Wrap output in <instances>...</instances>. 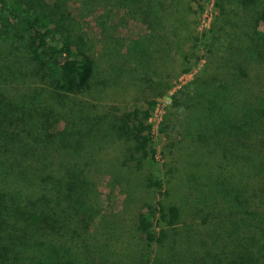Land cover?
<instances>
[{
  "label": "trees",
  "instance_id": "16d2710c",
  "mask_svg": "<svg viewBox=\"0 0 264 264\" xmlns=\"http://www.w3.org/2000/svg\"><path fill=\"white\" fill-rule=\"evenodd\" d=\"M212 5L200 32L197 0H0V264H264V0ZM69 6L95 23L89 49ZM202 60L159 166L153 111Z\"/></svg>",
  "mask_w": 264,
  "mask_h": 264
},
{
  "label": "rangeland",
  "instance_id": "374dc122",
  "mask_svg": "<svg viewBox=\"0 0 264 264\" xmlns=\"http://www.w3.org/2000/svg\"><path fill=\"white\" fill-rule=\"evenodd\" d=\"M50 1V0H49ZM197 2L200 3L202 10L200 11V9L198 8V6H196V10H199L200 13L197 16V27H198V31L202 32V30L208 29L211 25V23L214 21L216 13L215 10L213 9V0H197ZM69 12L72 14V18H73V23L75 24V27L73 30L76 31V33L79 35L78 37L81 39L79 40V44L81 46L86 47L87 49H89L90 47H92V45H95V41H96V37H95V31H96V27H95V23L93 20H89L86 18H82L77 10L72 7L69 6ZM244 31H247L246 29ZM118 35H120L121 37L124 38V40H126L127 42L130 40H135L139 35L143 34V29L141 26L138 25H134V24H127V26H124L123 29H120L118 31ZM122 38V39H123ZM126 42V43H127ZM202 53V51H201ZM202 55V54H200ZM199 55V56H200ZM104 61V60H102ZM102 61H100L99 63V71H103L101 79L104 78L105 72H106V66H104V63H102ZM203 65V60L202 61H197L191 68L190 73L187 74H179L175 79H174V88L171 90V92L169 94H167L166 96H164L163 98H160L158 101V105L156 106L155 110L153 111L152 117L150 119V123L152 126V132L154 135V139L156 142V147H157V161L159 166L165 164L166 162V151H165V146H166V138L165 135L163 133L160 132L159 128L161 126V123L164 119V113L166 111V109H168L171 106V96L173 95L175 90L178 89H182L184 91V102H185V109L180 112L177 115V118L174 120L176 122V124L178 125V127L172 131L171 135H176L179 134L178 132L180 131L181 127L180 124L181 123H186L187 121H189L190 123V119L189 118V114H190V110L192 108V112H193V99L189 96H187L186 93H190L192 92V88L190 86L191 81H193L195 75L200 71L201 67ZM109 85L112 86L114 85L111 80L110 82H108ZM107 92V91H106ZM97 96V103L100 104V106L102 107H111L112 105H116L117 103H114L113 99L115 98V95L112 97L110 90L105 93L102 94L103 100H99V95ZM131 96V97H129ZM99 97V98H98ZM124 98V97H122ZM126 102H129V106L132 107L133 104L138 103V104H143L138 100V97H135V93L134 92H130L128 94V97H126L125 99ZM190 109V110H189ZM187 120H186V119ZM189 119V120H188ZM190 130V128H189ZM191 131V130H190ZM168 156V155H167ZM200 180V179H199ZM190 181L188 179H184L183 184L181 183L180 187L183 189H185L186 193L188 194H192V195H196V191L197 190H201L203 189L201 186V184L199 183L200 181ZM200 184V185H199ZM97 190L92 194V202L95 203V213H100L101 214L108 210L112 204H115V198H114V193L112 194L107 188H104V186H102V184L98 181L97 182ZM100 214V216H101Z\"/></svg>",
  "mask_w": 264,
  "mask_h": 264
}]
</instances>
